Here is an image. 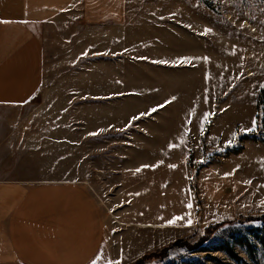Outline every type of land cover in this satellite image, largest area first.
I'll return each instance as SVG.
<instances>
[{"label": "rangeland", "instance_id": "obj_1", "mask_svg": "<svg viewBox=\"0 0 264 264\" xmlns=\"http://www.w3.org/2000/svg\"><path fill=\"white\" fill-rule=\"evenodd\" d=\"M128 14L182 24L134 27L132 91L117 90L108 41L99 61L93 43L64 44L54 29L40 92L13 111L33 157L19 174L85 184L107 221L111 264L194 246L215 225L195 249L142 264H264V0H129ZM165 30L203 46L205 75L180 86L181 70L161 66Z\"/></svg>", "mask_w": 264, "mask_h": 264}, {"label": "crops", "instance_id": "obj_2", "mask_svg": "<svg viewBox=\"0 0 264 264\" xmlns=\"http://www.w3.org/2000/svg\"><path fill=\"white\" fill-rule=\"evenodd\" d=\"M128 2L0 0V21H4L0 23V264L113 262L105 215L85 184L33 182L19 174L33 170V157L27 145H20L25 132L18 126L21 117L13 111L39 94L45 75L47 38L55 34L54 29L66 36L64 44L76 39L85 51L84 44L93 43V50L98 52H93L92 58L99 61L103 44L108 41L117 68L113 74L117 90L132 91L128 86L132 79L134 27L176 29L175 24L182 22L134 21L128 14ZM181 34L165 30L164 41L158 43L164 50L158 46V51L165 56L161 66L181 70L180 86L187 82L184 79L205 75L202 69L207 66V62L197 60L198 54L207 56L203 46L192 44L189 36L181 40ZM154 46L150 42L149 47ZM184 58L188 62L182 63ZM189 81L188 86L194 85ZM180 140L185 149L187 137L182 131Z\"/></svg>", "mask_w": 264, "mask_h": 264}, {"label": "trees", "instance_id": "obj_3", "mask_svg": "<svg viewBox=\"0 0 264 264\" xmlns=\"http://www.w3.org/2000/svg\"><path fill=\"white\" fill-rule=\"evenodd\" d=\"M261 107L262 108L264 107V87L260 91V93L258 95V99H257V110L260 111ZM218 229H219L218 225L207 228L205 231V234H204L205 237L202 238L201 241L198 242V244H196L194 246L187 244L186 241H177L174 244H172L170 247L163 248L157 252L143 256L138 261H136L134 264H142V263L147 262V261H153V260L161 259L167 255L169 248H172V247L187 246L189 249H191V248L195 249L199 245L203 244L202 242L206 241L208 236H210L211 234H214Z\"/></svg>", "mask_w": 264, "mask_h": 264}, {"label": "snow or ice", "instance_id": "obj_4", "mask_svg": "<svg viewBox=\"0 0 264 264\" xmlns=\"http://www.w3.org/2000/svg\"><path fill=\"white\" fill-rule=\"evenodd\" d=\"M4 21H0V23H3ZM206 59V58H205ZM155 62V61H154ZM182 63L183 62H188L187 61V58H184L182 61H181ZM171 101H169V103H170ZM155 111H157V108H152V109H150L149 110V113H151V112H155ZM149 113H141L140 114V116H144V115H148ZM139 117H136V116H134V117H132V121H135L136 119H138ZM96 133H93L92 135H95ZM170 147H175V145H170ZM144 167H153V166H149V165H145ZM170 167H175V165H170ZM137 171H139V169H137ZM189 208L191 207V204H189V205H187ZM177 219H181V218H177Z\"/></svg>", "mask_w": 264, "mask_h": 264}]
</instances>
